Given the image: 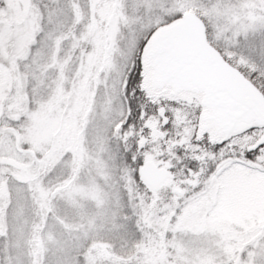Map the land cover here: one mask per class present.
<instances>
[{"label":"snow or ice","instance_id":"obj_1","mask_svg":"<svg viewBox=\"0 0 264 264\" xmlns=\"http://www.w3.org/2000/svg\"><path fill=\"white\" fill-rule=\"evenodd\" d=\"M0 264H264V0H0Z\"/></svg>","mask_w":264,"mask_h":264}]
</instances>
